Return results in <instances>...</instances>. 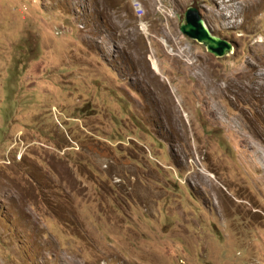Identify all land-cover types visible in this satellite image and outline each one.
Returning a JSON list of instances; mask_svg holds the SVG:
<instances>
[{
    "label": "rangeland",
    "instance_id": "obj_1",
    "mask_svg": "<svg viewBox=\"0 0 264 264\" xmlns=\"http://www.w3.org/2000/svg\"><path fill=\"white\" fill-rule=\"evenodd\" d=\"M0 264H264V0H0Z\"/></svg>",
    "mask_w": 264,
    "mask_h": 264
},
{
    "label": "water",
    "instance_id": "obj_2",
    "mask_svg": "<svg viewBox=\"0 0 264 264\" xmlns=\"http://www.w3.org/2000/svg\"><path fill=\"white\" fill-rule=\"evenodd\" d=\"M180 21V31L203 44L214 56L221 57L232 52V44L211 31L197 7L189 5Z\"/></svg>",
    "mask_w": 264,
    "mask_h": 264
},
{
    "label": "crops",
    "instance_id": "obj_3",
    "mask_svg": "<svg viewBox=\"0 0 264 264\" xmlns=\"http://www.w3.org/2000/svg\"><path fill=\"white\" fill-rule=\"evenodd\" d=\"M45 124H48V122H45ZM41 129H42V127H39V129L38 128H36V129H33V130H26V131H22V132H24L25 133V135L27 136V134H33L34 136L33 137H29L28 139H27V141L26 142H24V140L22 139V142H21V144H22V146L23 145H25L26 146V148H25V150H24V152L26 151V149H27V147L28 146H32V147H35L37 144L36 143H34V142H36L38 139L40 140V139H44L45 141H43V142H47V143H50V144H54L53 142L55 141V140H53V138L50 136L51 135V133H50V131H49V133H46V131H41ZM19 132V131H18ZM29 132V133H28ZM45 134V135H44ZM28 137V136H27ZM46 140H49V141H46ZM41 141V140H40ZM77 142V141H76ZM89 142V141H88ZM79 143H80V146H81V148H82V146H83V149H84V146H85V144H87L86 143V140L85 139H82V140H80L79 141ZM91 145H93V143L91 142ZM90 147V146H89ZM89 147H88V149H89ZM94 148H97L96 146H94ZM87 149L85 148V150H83V153H85V151H86ZM97 149H93V151H95V152H97V153H99L98 151H96ZM88 151V150H87ZM90 152V151H89ZM91 153V152H90ZM96 153V154H97ZM92 154V153H91ZM96 154H94V155H96ZM84 156V155H83ZM90 162V161H89ZM125 162H128L127 160H125ZM93 165H94V167H92L91 165L89 166V167H87V169H86V171H87V173L88 174H93V173H95L96 171H98V168H100L99 166H97L95 163H93ZM96 166V167H95ZM56 169H58V167H55ZM96 168V169H95ZM105 170H107V169H105ZM53 171L55 172L54 174H55V176H56V170L53 168ZM108 171H112V173H111V175H113V177L114 176H118L117 175V173L118 172H113V169H108ZM127 172L128 171H125L124 172V175L126 176L127 175ZM119 175H120V172H119ZM121 180H125V179H121ZM121 181H119V183H120ZM118 183V182H117Z\"/></svg>",
    "mask_w": 264,
    "mask_h": 264
},
{
    "label": "built area",
    "instance_id": "obj_4",
    "mask_svg": "<svg viewBox=\"0 0 264 264\" xmlns=\"http://www.w3.org/2000/svg\"><path fill=\"white\" fill-rule=\"evenodd\" d=\"M52 113H53V115H54V113H55V109H53L52 110ZM58 116H63L62 114H58L57 115V119H58ZM21 142H22V139L21 138H17L12 144H11V148L12 147H14L16 144V146H20V149L17 151V156L20 158L22 155H23V152H24V150H25V148H26V146L25 145H23L22 146V144H21ZM34 143H36V144H38V145H40L39 144V142H34ZM41 145H43L42 143H41ZM75 148V149H79V144L77 143V142H72V145H70V147L69 148ZM48 148H53L52 146L51 147H48Z\"/></svg>",
    "mask_w": 264,
    "mask_h": 264
},
{
    "label": "flooded vegetation",
    "instance_id": "obj_5",
    "mask_svg": "<svg viewBox=\"0 0 264 264\" xmlns=\"http://www.w3.org/2000/svg\"><path fill=\"white\" fill-rule=\"evenodd\" d=\"M119 181H121V182L115 184V186H116L118 189H119V188H124V187H125V184H126V183H125L126 181H125V180H121V179H120ZM118 193L121 194V195H124V199H123L124 201H126V202L128 201V199H129V195H128L127 192H126V194H125L124 192H121V193H120V191H118ZM122 193H123V194H122ZM118 201H119V199H118Z\"/></svg>",
    "mask_w": 264,
    "mask_h": 264
},
{
    "label": "bare ground",
    "instance_id": "obj_6",
    "mask_svg": "<svg viewBox=\"0 0 264 264\" xmlns=\"http://www.w3.org/2000/svg\"><path fill=\"white\" fill-rule=\"evenodd\" d=\"M154 69L157 71L158 70V67L155 65L154 66ZM54 149V148H53ZM15 150V149H14ZM12 154V153H11ZM16 157H17V155H16ZM10 158V157H9ZM18 159H19V157H18ZM14 160V159H13Z\"/></svg>",
    "mask_w": 264,
    "mask_h": 264
},
{
    "label": "clouds",
    "instance_id": "obj_7",
    "mask_svg": "<svg viewBox=\"0 0 264 264\" xmlns=\"http://www.w3.org/2000/svg\"><path fill=\"white\" fill-rule=\"evenodd\" d=\"M118 180H120V179H118Z\"/></svg>",
    "mask_w": 264,
    "mask_h": 264
}]
</instances>
